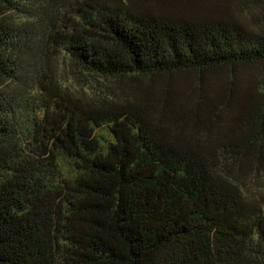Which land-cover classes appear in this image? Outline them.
<instances>
[{
  "label": "trees",
  "instance_id": "16d2710c",
  "mask_svg": "<svg viewBox=\"0 0 264 264\" xmlns=\"http://www.w3.org/2000/svg\"><path fill=\"white\" fill-rule=\"evenodd\" d=\"M212 7L0 0V264H264V32Z\"/></svg>",
  "mask_w": 264,
  "mask_h": 264
},
{
  "label": "rangeland",
  "instance_id": "374dc122",
  "mask_svg": "<svg viewBox=\"0 0 264 264\" xmlns=\"http://www.w3.org/2000/svg\"><path fill=\"white\" fill-rule=\"evenodd\" d=\"M214 5L217 9L211 8L210 10H220L224 7V12L226 16L230 18H234L243 25L247 26L251 30L257 32H264V4L258 0H213ZM204 5L202 4L201 10L198 13L204 12ZM44 54L42 55L43 62L39 64V68L37 67H30L29 71L37 70V74H41L45 77H48L50 74H56L61 80V82H65L66 86H70L69 83H66V79H70V83L72 85L76 84V81L72 79V74L67 71L66 67L61 63V60L57 58V55L54 51L47 48L44 50ZM34 55L35 52H29L27 56H25L26 62L33 64L34 62ZM25 75L22 76L19 81L18 87L13 90L14 97L17 96L18 92L20 91V87L23 86L22 83L26 84ZM250 189H254V184H251ZM257 193H260L261 196V204L263 205L264 209V186L260 187Z\"/></svg>",
  "mask_w": 264,
  "mask_h": 264
}]
</instances>
